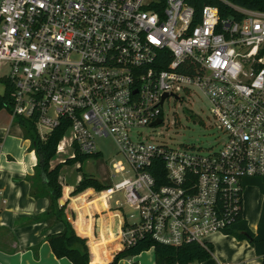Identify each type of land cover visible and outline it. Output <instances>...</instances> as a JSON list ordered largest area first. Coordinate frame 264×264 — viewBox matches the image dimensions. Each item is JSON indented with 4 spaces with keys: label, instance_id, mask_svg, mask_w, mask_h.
Instances as JSON below:
<instances>
[{
    "label": "built area",
    "instance_id": "2783aa9c",
    "mask_svg": "<svg viewBox=\"0 0 264 264\" xmlns=\"http://www.w3.org/2000/svg\"><path fill=\"white\" fill-rule=\"evenodd\" d=\"M239 10L222 18L213 5L198 16L187 0H0L11 114L42 139L62 127L56 153L69 158L100 153L97 136L118 146L111 177L122 178L107 197L121 192L116 204L138 216L125 217L123 248L232 235L248 179L264 177V11ZM185 96L208 100L212 145L174 146L158 130L165 104Z\"/></svg>",
    "mask_w": 264,
    "mask_h": 264
},
{
    "label": "crops",
    "instance_id": "0c3cea01",
    "mask_svg": "<svg viewBox=\"0 0 264 264\" xmlns=\"http://www.w3.org/2000/svg\"><path fill=\"white\" fill-rule=\"evenodd\" d=\"M37 163L31 139L25 137L17 118L9 108H0V264H73L66 257H57L47 239L48 235L61 232L64 225L45 215L50 207L48 197L32 195L29 177L34 175ZM81 178L79 175L73 185L60 177L66 217L76 233L87 239L91 263L107 264L124 249L120 230L127 212L119 208L116 200L113 204V198H102L101 193L106 190L88 187L72 194ZM59 204L63 205L60 200ZM258 220L252 226L247 221L253 231ZM210 241L214 247L212 256L194 264L262 263V256L248 239L217 233ZM150 251L151 264H156L155 251L153 248ZM143 252L124 257L118 264H140L137 259Z\"/></svg>",
    "mask_w": 264,
    "mask_h": 264
},
{
    "label": "trees",
    "instance_id": "16d2710c",
    "mask_svg": "<svg viewBox=\"0 0 264 264\" xmlns=\"http://www.w3.org/2000/svg\"><path fill=\"white\" fill-rule=\"evenodd\" d=\"M194 8L199 16L205 5H213L218 7L220 16L235 18L243 17V13L239 9L261 10L264 11V0H187ZM12 87L7 84L4 93H0V108L7 107L11 109ZM18 123L22 126L26 138L31 139L32 148L35 150L38 163L35 173L29 177L31 181L32 195L36 198L48 197L50 207L45 213L46 216L54 217L56 221L63 223L64 228L59 233L48 235V241L54 252L59 257L70 259L73 264H92L87 245V239L79 236L74 230L71 222L66 217V204L60 205L59 200L63 194V185L60 180L61 169L63 164L74 163L75 161H83L87 157L100 156V153L93 155H84L78 153L75 158H67L64 162L52 165L51 161L56 155L57 144L63 134V128L55 129L45 139H42L35 126V123L26 118L18 117ZM81 169V167H79ZM248 185L258 187L263 195L262 207L258 220L256 231H253L245 218L240 216L232 225L231 234L238 239H248L255 249V252L262 256L264 264V177H256L248 179ZM98 179L83 174L79 183L76 185L72 194H77L88 187H93L97 191L109 188ZM251 236V239L247 237ZM154 249L156 264H188L193 262H201L209 259L214 251L213 244L208 242L202 245L197 242H191L183 245H169L155 241L151 237H145L139 240L135 245L124 248L118 252L113 260L107 264H118L119 260L137 255L142 251Z\"/></svg>",
    "mask_w": 264,
    "mask_h": 264
},
{
    "label": "rangeland",
    "instance_id": "374dc122",
    "mask_svg": "<svg viewBox=\"0 0 264 264\" xmlns=\"http://www.w3.org/2000/svg\"><path fill=\"white\" fill-rule=\"evenodd\" d=\"M3 90L4 87L0 84V92H3ZM164 114L167 121L158 130L163 133V138L169 144L174 146L185 144L208 147L214 143L217 132L209 126L211 120L209 102L205 97L195 96L189 98L185 96L184 100H171L165 104ZM175 117L176 121H178L177 125H174ZM95 140L100 156L98 158L91 156L83 161L78 160L74 163L63 164L61 175L65 183L74 185L77 183L79 175L83 174L92 176L106 185H113V183L122 178L120 174L111 177L113 161L122 159L114 139L112 137L97 136ZM71 151L69 150L68 153H56L51 164L56 165L69 158ZM101 195L103 199L107 198V191L102 192ZM116 199H120L123 202V194L121 192L114 194L113 204ZM261 205L262 194L258 187L254 185L246 186L243 191L242 213L251 226L254 225L256 219H259ZM124 209L128 217L132 213L136 215L135 218H129L130 221L138 219L137 212L133 211L128 205H124ZM152 257L153 253L147 250L137 260L140 264H151L153 261Z\"/></svg>",
    "mask_w": 264,
    "mask_h": 264
},
{
    "label": "water",
    "instance_id": "95a60500",
    "mask_svg": "<svg viewBox=\"0 0 264 264\" xmlns=\"http://www.w3.org/2000/svg\"><path fill=\"white\" fill-rule=\"evenodd\" d=\"M166 96V95H165ZM158 122H160V120H158ZM60 202H61V204H64V200L63 199H60ZM247 237L249 238V239H251V236L250 235H247Z\"/></svg>",
    "mask_w": 264,
    "mask_h": 264
}]
</instances>
